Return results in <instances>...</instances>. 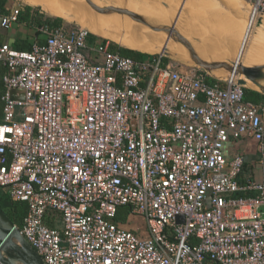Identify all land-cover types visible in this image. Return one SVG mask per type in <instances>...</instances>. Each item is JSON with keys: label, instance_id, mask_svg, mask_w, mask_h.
I'll use <instances>...</instances> for the list:
<instances>
[{"label": "built area", "instance_id": "1", "mask_svg": "<svg viewBox=\"0 0 264 264\" xmlns=\"http://www.w3.org/2000/svg\"><path fill=\"white\" fill-rule=\"evenodd\" d=\"M263 18L251 0L249 28ZM38 30L31 50L0 46V188L28 203L20 230L44 263L264 264V107L247 79L124 56L78 25ZM246 138L260 178L243 175ZM121 206L145 231L115 219Z\"/></svg>", "mask_w": 264, "mask_h": 264}, {"label": "rangeland", "instance_id": "2", "mask_svg": "<svg viewBox=\"0 0 264 264\" xmlns=\"http://www.w3.org/2000/svg\"><path fill=\"white\" fill-rule=\"evenodd\" d=\"M61 3L65 4L67 7V12L65 16L61 15H52L43 9L40 5H31L24 0H13V3L17 6H27L31 5L35 10L40 11L44 16L47 17H61L64 19V24L67 26H82L88 29L91 33L98 35L100 38H107L111 42H115L118 45L128 47L131 49H135L138 51H143L144 53H160L163 50H159L160 48H164L166 45L170 49H174L173 51H168L175 62L182 64L185 68L192 65H200L192 56L189 49L180 41L179 37L175 34L169 33V29H172L175 22L179 20V27L176 28L178 30H182L183 23L181 21H186L185 25L188 27L187 32L185 34V38L193 45V43L200 48V52L204 48V45L211 43L214 37H222L227 36L230 33L237 31L240 32V43L245 31L246 21L241 22L240 24L236 20L228 21L227 18L222 19V16L219 18L218 10L221 9L219 7V0H103L108 4L118 8H128L134 11H138L143 14L145 17L152 18L157 21L169 22L168 25H152L147 22V24L157 28V29H167L159 32L157 30L151 29L147 24L142 23L140 21L132 19L127 14H120L117 12L110 13H101L94 9L87 0H60ZM79 1H84V3H80ZM227 3H233L234 0H223ZM158 4L160 8H163L164 11H159L157 8L149 10V5L151 3ZM68 5V6H67ZM88 8L91 12H96L97 17H101L107 15L109 17H117L118 22L120 23V27L118 29L111 28L100 24L98 20H93L92 18L85 15L82 8ZM40 6V7H39ZM82 7V8H81ZM149 10V11H148ZM157 10V12H156ZM154 15H150V14ZM161 13V15H160ZM170 15L172 17L170 20H166V16ZM179 14V16H178ZM157 15V16H156ZM178 16V17H177ZM102 18V17H101ZM120 20V21H119ZM123 24V25H122ZM96 29L95 31H93ZM111 30L116 31L119 30L120 38L123 42H119L116 39H112V37H108L106 34ZM260 33H262L261 40L264 41V28L259 29ZM182 32V31H181ZM255 37H259L256 35ZM169 39L170 42L169 43ZM173 41L183 45L187 51L189 52L190 57L181 49L177 47L176 44H173ZM129 44V46L126 45ZM167 43V44H166ZM240 46V44H239ZM194 47V46H193ZM195 48V47H194ZM239 48V47H238ZM201 66V65H200ZM251 66V65H250ZM202 67V66H201ZM216 73V72H215ZM220 76H225L224 73H216ZM243 77L247 79L244 75ZM261 80H264L261 79ZM247 87L254 88L252 85L247 82ZM255 89V88H254ZM262 91L264 89L262 88ZM129 228H136L139 231H145L146 222L139 216L133 215L131 220L125 224ZM12 261H15L12 259ZM14 263V262H13ZM22 264H25L22 262Z\"/></svg>", "mask_w": 264, "mask_h": 264}, {"label": "crops", "instance_id": "3", "mask_svg": "<svg viewBox=\"0 0 264 264\" xmlns=\"http://www.w3.org/2000/svg\"><path fill=\"white\" fill-rule=\"evenodd\" d=\"M24 1L27 2L26 0H24ZM79 2L84 3V1H79ZM28 4H30V3L28 2ZM31 5H33V4H31ZM31 5H27V6H31ZM16 6L17 5L13 3V0H8L7 9L9 11ZM155 6H157V7H153L152 9L157 8L158 10L165 12V10L163 8H159L158 4H155ZM25 7L24 6L22 7V11H24ZM219 7L221 8L218 10L219 18L222 16V19L227 18L228 21H231L234 19L240 24L241 22L246 21L249 17L250 9H251V0H234L233 3H227V2H224L223 0H219ZM32 8L34 9V7H32ZM149 9H151V8H149ZM3 15H5V14L0 15V17ZM178 16H179V14H178ZM168 19L170 20V19H172V17L167 14L166 20H168ZM170 22H171V20H170ZM181 22L183 23L182 28L184 30L182 29L183 30L182 31L180 29V31H182L183 33L186 34V32H187L186 30L188 28L185 25L186 21L184 20ZM175 23H176V28H178L179 27L178 26L179 20H177ZM0 28L4 29L5 34H6L5 41L2 44L8 43L12 46L13 43L15 42V40L19 37V35L22 38L31 39L33 41V44L36 42H44L45 41V36L42 34H41L42 36L39 35V38L41 37L40 38L41 40H40L39 38H37L36 34H33L34 30L32 33L33 35H29V34H31L29 29L32 28V26L30 25L29 22H26V21L24 22V21L18 20L8 29L4 28L0 23ZM262 28H264V18L262 19V23L260 25H257L254 28V30L251 31V33H250V37L248 40V45H247V49H246V53H245V58L242 60L243 61L242 64H244L246 66L251 65L250 67H254V66L264 65V41L261 40L262 33L259 32L260 31L259 29H262ZM256 35H259V37H255ZM96 36H98V35H96ZM240 38H241L240 32L234 31L227 36L214 37V39L211 40L212 42L210 44L209 43L207 44V42H205L206 44L204 45V48L202 49V52H201V53L205 52V54H204L205 56H201L197 52L196 49H195V51L203 60H205L209 63H215V64L216 63H229V64H231L234 61H236L235 56H236V53H237V50H238V47L240 44ZM2 44H0V46ZM32 47H33V45H32ZM141 52H143V51H141ZM212 71H214V70H212ZM247 82H249L252 85V87L255 88V90H258V91L264 93V91H262V88H260L257 84H255L252 80L247 79ZM3 85H4V83H3ZM4 92H5V86H4ZM238 145H239L240 151L243 152L246 155V157H249L253 160V162H256L257 145H256V141L253 138H246V139L240 141L238 143ZM255 175H258L260 178L261 172H260L259 166H258V169L256 170ZM131 217L132 216H130V218L127 219V222H122V223L127 224L131 220Z\"/></svg>", "mask_w": 264, "mask_h": 264}, {"label": "trees", "instance_id": "4", "mask_svg": "<svg viewBox=\"0 0 264 264\" xmlns=\"http://www.w3.org/2000/svg\"><path fill=\"white\" fill-rule=\"evenodd\" d=\"M7 2L8 0H0V15L9 13V10L7 9ZM19 20L24 22L25 21L29 22L30 25L32 26V28L29 29V31L31 32V34L29 35L36 34L37 38H39V35L40 36L43 35L38 30V28L41 25H54V26L65 25L63 18L61 17L52 18V17L44 16L40 11L33 9L31 6H26L24 8V11L20 12ZM65 26L68 27L67 25ZM96 37L97 36L95 34L91 33L89 36V40L92 41ZM5 38H6L5 31L4 29L0 28V44H2L5 41ZM32 45H33V41L31 39L22 38L19 35V37L15 40L12 46L13 48L18 50H31ZM111 49L113 51L119 52L124 56L132 57L138 60H143L150 56V54L148 53H144L135 49L124 47L118 45L115 42H111ZM3 92H4V85L3 82L0 81V118L2 117V111L4 107V103L1 100V96ZM245 100L264 107V93L255 90L253 88L250 87L245 88ZM258 166L259 165L256 162H253L251 158L247 157V160L243 168V175L245 177L258 178V175H255ZM252 195H253L252 192H239L235 194V196H239V197H247ZM0 207L20 229L23 228L24 219L28 213V203L26 201H15L11 199V197L0 188ZM130 213H131L130 207L121 206L117 210L115 219L119 222H127ZM46 222L49 226L54 225L50 219L46 220Z\"/></svg>", "mask_w": 264, "mask_h": 264}, {"label": "water", "instance_id": "5", "mask_svg": "<svg viewBox=\"0 0 264 264\" xmlns=\"http://www.w3.org/2000/svg\"><path fill=\"white\" fill-rule=\"evenodd\" d=\"M89 4L101 13L117 12L121 14H127L132 19L140 21L147 24L145 19L128 9L117 8L113 6L100 7L93 3L91 0H87ZM262 23L260 20L259 25ZM151 29L162 31L167 29H157L149 24H147ZM170 34L175 33L180 41L189 49L193 58L205 69L215 70L219 68H225L230 71H236L240 75H244L247 79L258 83L259 80L264 78V65L259 66H246L240 64L239 61H234L233 63H209L203 60L195 51L193 45L176 29V23L172 29L168 30ZM242 84L246 83L245 79H240ZM12 95L15 96V90L12 91ZM181 217L178 216V222H181ZM11 256H16L20 258L25 264H45L39 253L32 247V245L26 240L22 235L20 228L6 215V213L0 207V264H15L8 258Z\"/></svg>", "mask_w": 264, "mask_h": 264}, {"label": "bare ground", "instance_id": "6", "mask_svg": "<svg viewBox=\"0 0 264 264\" xmlns=\"http://www.w3.org/2000/svg\"><path fill=\"white\" fill-rule=\"evenodd\" d=\"M27 2H29L30 4H33V5H40L43 7L44 10H46L48 13L52 14V15H61V16H65L66 15V12H67V7L65 4L61 3L60 0H26ZM93 1V3L97 4L98 6L100 7H109L111 5H105V4H108L106 1H103V0H91ZM68 6V5H67ZM84 7V5H83ZM115 7V6H113ZM149 8H153V7H157L155 6V3H151L149 6ZM82 8V7H81ZM118 8V7H117ZM160 8V7H159ZM124 9H128V8H124ZM83 12L85 13V15H87L88 17L92 18L93 20H98L100 22V24L108 27V29L110 30L111 28L113 29H118L120 26V23L117 21L118 18L117 17H109L107 15H104V16H101V17H97L96 16V12H91L88 8H82ZM132 12H135L139 15H141L145 21H147L148 23L152 24V25H155V26H158V25H168L169 22H162V21H157V20H154L152 18H148V17H145L143 14H141L140 12L138 11H134V10H131V9H128ZM150 10V9H149ZM148 10V11H149ZM152 11V10H150ZM160 11V10H159ZM157 12V10H156ZM121 14V13H120ZM150 14V13H149ZM155 14V13H154ZM154 14H150L151 16L154 15ZM161 15V13H160ZM157 16V15H156ZM120 21V20H119ZM123 25V24H122ZM256 27V26H255ZM255 27H252V28H249V23L246 22V27H245V31H244V34H243V37H242V40H241V43H240V46L237 50V53H236V61L238 60L240 64L243 63V59L245 58V53H246V49H247V45H248V40H249V37H250V33L251 31L254 30ZM96 29H94L93 31H95ZM178 30V29H177ZM184 30V29H183ZM182 30V31H183ZM158 31V30H157ZM181 34H183V32H181L180 30H178ZM159 32H162V31H159ZM164 33V32H162ZM119 30H116V31H113L111 30L109 33H107L106 35L108 37H112V39H116L117 41L119 42H123V40L120 38V35H119ZM165 34V33H164ZM185 36V34H183ZM186 37V36H185ZM170 39H169V43H170ZM172 43V42H171ZM167 44V43H166ZM173 44H176L177 47H180L179 49L183 50L189 57V52L187 51V49L179 44V43H176L173 41ZM127 46H129L128 43H126ZM193 46L195 47V49L197 50V52L201 55V56H205V52L201 53L200 52V48H198L194 43H193ZM159 50H163V51H173L174 49H170L168 48V46L166 45L164 48H160L158 49ZM216 73H224L226 72V69L225 68H219V69H216L214 70ZM255 83V82H254ZM257 84L260 88H263L264 89V80H259L258 83H255ZM10 261H12V259H14L15 261H12L14 262L15 264H22V260L16 256H11L8 258Z\"/></svg>", "mask_w": 264, "mask_h": 264}]
</instances>
